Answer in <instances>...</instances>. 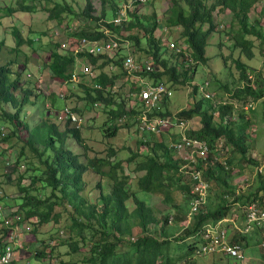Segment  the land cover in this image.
Masks as SVG:
<instances>
[{
	"label": "trees",
	"instance_id": "obj_1",
	"mask_svg": "<svg viewBox=\"0 0 264 264\" xmlns=\"http://www.w3.org/2000/svg\"><path fill=\"white\" fill-rule=\"evenodd\" d=\"M170 1L171 5L164 23L156 12L151 15H140L138 12L142 7L140 5L135 11L129 13L130 18L126 23L114 26L107 19L108 15L105 11L102 16H95L92 0H86L83 14L91 21H99V23L103 21L100 25L97 23L93 27L83 23L78 29H71L73 31L66 34L68 38L64 41L50 37L47 42H43L42 39L44 36L49 37L47 35L49 33L38 32L24 37L16 27H13L15 46L11 52L15 55L21 53L23 44L31 46L30 49L33 52L36 51L35 47L43 45L49 51L45 67L49 69L54 82L66 85V91L71 93L69 97L65 94L63 99H56L55 95L50 96L51 109L55 108L59 100L67 101L77 98L84 103V108L76 107L72 111L82 117L84 111H91L98 105V109L106 117L102 126L104 137L114 139L120 130H129L136 125L135 116L140 114L141 106L140 109H135V106L130 107L131 103L135 102H132V97L130 98L129 95L138 93L141 87L137 82L136 85L130 86L129 98L126 99L118 94L117 81L124 76L132 78L124 69L122 72H116L111 68L112 66L123 68L124 55L118 52L110 55L76 53L75 49L82 39H104L107 28L116 34L125 33L123 38L128 39L132 44V53L137 57V50L141 53L144 51L148 60L151 59L155 64L154 71L141 73L142 78H148L154 82V85L164 83L171 89H173L172 86L189 85L193 97L199 96V85L192 84L193 78L199 66L207 63L205 49L208 38L213 32H217L214 21L216 10L220 13L227 11L233 15L229 32L233 41L231 49L238 50L239 54L246 59H251L254 57L255 42L258 41L261 45L259 49L264 54L262 22L264 9L260 11V16L250 18V11L264 0ZM22 2H18L16 8L11 5L5 6L2 9L4 16L37 11L35 5ZM107 2L112 7L113 16L119 0H101L103 10ZM45 8L49 12V19L57 24H62L67 16H77V12L69 2L54 3L51 8ZM164 25L167 26L168 33L157 34ZM173 29H180L176 37L173 36ZM171 36L174 38L175 48H170ZM69 40L74 41L70 47H68L70 43H67ZM179 43L184 45L183 49L189 53V57L182 52H176V48L182 46ZM2 46L3 43L0 42V47ZM220 55L227 65L229 59L227 56L232 54ZM80 61L90 64L93 77L85 75L82 71H76ZM233 62L236 64L241 86L230 90L228 84L223 85V90L232 91L230 102H219L215 105L212 100L199 96L191 107L174 115L168 110L169 101L165 100L160 105L161 111L151 117L175 116L185 121L199 118L200 127L195 131H188L186 135L204 140L209 146L206 158L203 160L195 155L193 164L195 171L200 172L203 181L209 186L206 204L198 209L184 228L179 224L187 218L189 203L195 198L191 194L193 182L185 174V170L182 171L188 163L187 160L181 158L178 152L170 147L169 131L160 137L153 135L149 141L138 140L137 151L126 160L127 164L136 163L135 170L131 173L128 166H125L117 157L118 151L114 147L109 148L106 156L89 155L88 146L83 138V124L80 128L71 120H65L60 124L54 116L55 110L47 112L42 109L39 123L30 127L28 122L23 120V111L28 107L38 108L42 97L37 84L21 79V75L23 76L27 70H21L19 68L21 63L16 59L0 64V145L8 143L10 139L19 136V133L25 132V146L39 158V167L34 169L36 174L28 186L21 185L24 175L17 177L15 184L22 194L21 201L16 211L10 210L12 206H9L7 208L9 212L4 216L19 213L17 224L28 225V228L23 231L25 236H29L28 233L31 230L29 222L34 223L33 225L51 222L59 224L64 216L67 222L64 228L70 232V235L63 244L68 245L71 254H76L80 250L79 243L87 247L88 254L81 260L82 264H179L185 257L177 259L171 257L172 238L186 242L187 238L193 237L191 242L186 243L187 252L189 255L191 253L193 256H198L197 244L202 242L201 230L204 224L228 217L238 203L246 207L255 203L264 210V176L257 174L256 188L250 189L247 193H240L239 186L235 184L236 177L240 175L235 174L236 167H239L241 172L243 162L251 166L258 165L255 159L248 156L251 148L250 111L243 109V112L241 108L264 101V75L259 69L249 67L242 62L240 57L233 58ZM13 65H15L14 68ZM76 88L82 90V96L76 94ZM217 94L223 98V93L217 92ZM235 103L240 107L237 119H234L237 112ZM261 105L264 108V102ZM262 116L264 117V110ZM68 138L74 139L81 148L87 150L84 154L85 159L66 147ZM220 140L225 142L222 149L224 147L227 149V155L231 152L227 162L225 160L226 165L219 156L217 157ZM39 146L43 148L41 151L38 149ZM20 150L14 162L2 155L0 164L12 163L10 170L17 169L20 160L25 157L24 147ZM236 160L239 162L237 166L234 165ZM0 174H3L2 170ZM91 175L98 177L94 185L89 180ZM37 182L41 183V189L49 188L50 194L33 193V190L37 188ZM90 185L93 186L90 187ZM137 191L154 195L166 205H171L169 213L160 219L148 200L141 198ZM92 193L95 195L93 196ZM179 196H182V202H179ZM3 197L0 196V199ZM130 199L134 201L135 208L129 209ZM170 214L175 219V225L170 224ZM0 219L3 223V218ZM34 220L36 221L33 222ZM242 220L241 228L245 226L246 217ZM181 228L183 232L175 236L173 229ZM9 230L2 226V236ZM34 239L38 241L40 238L35 236ZM230 239L232 244L239 243L243 249L250 244L264 247V226L255 227L247 234H242L236 228ZM1 250L2 239L0 238V252ZM54 252L55 249L47 244L41 246L34 257L43 261L50 260L48 257L53 256ZM59 264L66 263L61 261Z\"/></svg>",
	"mask_w": 264,
	"mask_h": 264
},
{
	"label": "rangeland",
	"instance_id": "obj_2",
	"mask_svg": "<svg viewBox=\"0 0 264 264\" xmlns=\"http://www.w3.org/2000/svg\"><path fill=\"white\" fill-rule=\"evenodd\" d=\"M123 0H119L118 4ZM22 2L21 0H11L7 1V3H2L0 1V42L3 43V46L0 47V64L6 63L8 60L16 59L17 62L21 63L19 68L21 70L25 69L24 75H21V79L24 81H30L32 83L37 84V88L41 94L38 108H26L23 111L24 118L23 120L28 122L30 127H34L40 121V111L44 109L47 112H59L63 106L74 108H84V103L80 102L77 98H72L67 101L59 100L58 104L51 109V100L50 96L55 95L56 99H59V95H65L66 97L71 96L69 91H66V85H61L60 83L54 82L52 76L49 73V69L45 67V61L49 58V51L45 49V47H35L36 51L33 52L27 44H23L21 46L22 52L18 55H15L11 52V49L15 46V39L13 37L12 28L16 27L24 37L32 35L38 32L49 33V37L44 36L43 42H47L50 40V37L54 40H62L68 38V32L78 29L81 24H88L94 27L95 24L99 23V21H91L84 14L83 10L86 6V0H26L22 3L27 5H35L37 7V11L34 13H16L10 16H4V12L2 9L11 5L13 7H17V3ZM69 2L73 5L75 11L77 12V16H67L62 24H57L55 21H51L49 19V12L47 8H51L54 3H64ZM95 11L93 14L95 16H102L103 11L108 15V20L111 21L112 18V7L109 2L105 4L104 10L102 9L101 0H92ZM171 5L170 0H148L147 3L141 5L138 12L140 15H151L153 12L158 14L159 19L162 23L165 22L166 15L168 13V9ZM140 6V5H139ZM138 6V7H139ZM137 7V8H138ZM264 9V5L259 3L253 10L250 11V18L254 19L261 15V10ZM233 15L230 12L220 13L217 10L214 12V21L216 23L217 32H213L207 42V46L205 49V56L208 58L206 64H202L199 66L195 76L193 78L192 84L200 85L203 82H209V86L205 89V92L212 94L213 104H218L219 102L228 103L230 102V93L232 91L223 90V85L228 84L230 90H235L241 84L238 81V70L236 64L233 62V58L240 57L241 61L246 63L249 67L257 68L264 75V54L261 49L260 42H255V47L253 48L254 57L251 59H246L244 56L239 54V51H234L231 49V45L233 43L231 39V35L229 34L231 30V22ZM103 22V21H101ZM99 23V25L101 24ZM262 22H264V17L262 18ZM166 25L161 27V30L157 31V34L168 33L166 30ZM180 29H173V36L176 37L177 33ZM170 32V29H169ZM67 34V35H66ZM54 35V36H53ZM170 37L171 42L174 38ZM145 41V40H144ZM74 42L69 40L67 43H70L68 47L71 46V43ZM179 42V41H178ZM182 45L181 43H179ZM233 51V52H232ZM122 55L124 51L121 52ZM226 54L232 56L228 59V64L225 65L224 59L220 54ZM137 59L141 61H147V54L143 51L141 53L137 50ZM25 63V64H23ZM87 65V62L84 61L82 63L78 62L76 66V71H81L82 67ZM15 65H13L14 68ZM16 68V67H15ZM112 70L114 71H123L122 67L112 66ZM88 79V78H87ZM147 82H151L148 78ZM134 82V83H132ZM136 85L135 78H126L122 77L116 83L117 93L120 94L123 98H128L130 94V86ZM170 85V84H169ZM174 91V96L168 102V110L172 114H177L179 111L191 107L193 103L199 99V96L193 97L191 94V86H172ZM75 92L78 96H82V90L79 88L75 89ZM218 93H223V98H220ZM45 97V98H43ZM225 101V102H224ZM263 100L257 103H253V109H249V115L252 118V124L249 127V135H250V151L248 156L255 159L258 165L251 166L247 163L242 164L243 170L240 172L239 167H236L235 174H240L235 179V184L239 186L240 193H247L250 189L256 188V178L257 174L264 176V117L262 116V112L264 110L261 105ZM237 104V103H235ZM245 108V107H244ZM244 108H241L243 111ZM236 113L234 119H237L238 114L240 112L239 104L236 106ZM244 112V111H243ZM55 115V114H54ZM82 117L84 118V124L82 126L83 138L85 144L88 146V154L94 156L96 154H101L106 156L109 152L110 147H114L118 151L117 157L122 160L125 166H128L129 172H134L136 163H128L126 160L128 157L132 155V153L136 152L138 149V140L140 139V134L137 132V126H132L129 130L122 129L118 132V136L114 139H107L104 137L102 132V126L105 122V115L103 112L98 109H92L91 111H84ZM62 122H60L61 124ZM193 125L195 129L200 127V119L194 118ZM25 132L19 133V136L10 139L8 143H4L0 145V157L4 155L7 157L6 159L14 160L17 159L18 154L20 153L21 147H24V154L20 160V164L17 166V169L14 171L10 170L12 166L2 165L0 164V170H2L3 174H0V196H4L0 199V215L1 212L7 213L9 210V206H12V209L15 210L18 208V203L21 201V193L15 184V181L18 176L24 175V178L21 181V185L28 186L31 182L32 177L36 174L34 169L39 167V158L30 151L28 147L25 146ZM66 147L69 148L72 152H76L82 156V159H85L84 154L87 153V150L81 148L74 139L68 138L66 143ZM39 151L43 148L41 146L38 147ZM3 151L5 153H3ZM218 156L220 159L226 160L230 157L227 149L224 147H217ZM12 163H10L11 165ZM239 164L238 160L234 163L235 166ZM135 178V174H134ZM91 184H95L97 182L98 177L91 175L90 179ZM93 185H90L92 187ZM36 189L33 190V193H39L41 195H49L50 189L44 188L41 189V183H36ZM137 189H135L136 191ZM254 190H252L253 192ZM137 194L144 198L146 201L148 200L149 204L155 209L157 216L162 219L164 215L169 213V209L171 205H166L160 198L145 194L141 191H137ZM94 196L95 193H92ZM179 202H182V196H179ZM129 209L135 208V203L131 199L128 201ZM4 215V214H2ZM1 215V217H2ZM231 215L233 217L242 218L246 217V206L241 205L240 203L236 204L232 211ZM0 217V218H1ZM35 219V218H34ZM172 215L170 214L169 221L172 220ZM2 220V219H0ZM65 217H62V222L57 224L54 222L48 224L38 225L37 223H28L31 227L29 236L24 238V234L20 232V228L15 231V233L21 238L23 247H17L16 251L14 250L12 262L15 264H44L45 262H50L51 264H59L61 261H64L66 264H82L81 260L85 258L88 254L87 247L82 243H79V251L76 254H71L70 249L67 244H63L66 240H68L70 232L64 228V225L67 223L65 221ZM34 220L33 222H35ZM3 223L0 222V238L2 239V229ZM35 226V227H34ZM155 229V228H154ZM158 229V227L156 228ZM36 237L40 238L38 240L39 245H35ZM174 238H172V249L174 247V253L178 254V256H182L184 252L187 250V244L177 243ZM31 241V242H29ZM42 241V243H41ZM21 243V241H20ZM49 244L50 247L55 249L54 255L49 256L50 260H38L34 257V254L37 250L41 249V246ZM173 244V245H172ZM36 246V247H35ZM199 247V244H197ZM258 253L261 256L260 260H255L254 264H264V247H259ZM248 254V247L246 249ZM48 253H50V249H48ZM248 256V255H247ZM199 261H206L207 257L196 256ZM203 257V258H199ZM17 258L18 261H15ZM178 258V257H175ZM215 262H218L217 260ZM179 264H186L184 260L180 261ZM199 264V263H197ZM212 264V263H211ZM220 264H234L231 260H223ZM245 264H252L251 261H247Z\"/></svg>",
	"mask_w": 264,
	"mask_h": 264
},
{
	"label": "built area",
	"instance_id": "obj_3",
	"mask_svg": "<svg viewBox=\"0 0 264 264\" xmlns=\"http://www.w3.org/2000/svg\"><path fill=\"white\" fill-rule=\"evenodd\" d=\"M5 3L10 0H0ZM148 0H124L117 6L116 12L111 19L114 26H121L126 23L130 18V12L134 11L139 5L147 3ZM264 5V1L261 2ZM264 25V22H263ZM106 38L101 40H87L82 39V42L78 44L75 51L88 52L89 54H113L115 52L121 53L124 51L122 66L123 69L132 78H135L137 84L141 87V90L136 94L129 95L132 102L130 107L140 109V114L135 116L137 132L140 134V140L149 141L150 138L155 135L160 137L163 133L170 132V147L178 152V155L187 160V164L182 168L185 170V174L189 176V179L193 182V188L191 194L195 196L189 203V210L187 213L188 221L198 211V209L206 204L209 186L203 181L199 171H195L193 164L195 163L194 156L198 155L203 160L206 158L209 152V146L204 140L191 138L186 135L190 130L195 131L193 121L179 120L175 116L168 118H151L153 114H158L161 111L160 105L167 100L170 101L174 96V91L164 83L154 85V82H147L142 78L141 73L144 71L152 72L155 70V64L150 59L147 61H141L132 53V44L128 39L123 37L125 33L116 34L111 32L108 28L105 29ZM184 45L176 48V52H182L185 56L189 57V53L183 49ZM170 48H175L174 42L170 43ZM85 75L93 77V71L89 63L84 65L81 70ZM209 86V82L205 81L199 85L198 92L200 97L208 100H213V95L205 92V89ZM128 96V98H129ZM60 99L64 98V95H59ZM99 106L97 105L96 108ZM129 108V107H128ZM246 111L253 109L252 105H248L244 108ZM55 118L58 122L65 120H71L78 128L84 124V118L75 114L70 107H63L59 112H55ZM176 136V139H174ZM224 140L219 141V147H222ZM218 157V154H217ZM215 157V159H217ZM223 160V159H220ZM223 163L226 165L225 160ZM7 166H10L8 163ZM3 226L10 230L2 238V250L0 252V264H10L12 261L14 250L17 247H23L21 238L15 233L20 230L22 235L24 230L28 228L27 224L18 225L19 213L5 217L3 216ZM223 220L216 221L214 223L209 222L203 225L202 242L199 243V254L201 256H223L231 259L243 261L244 249L241 244H232L231 233L226 225L223 224ZM264 226V210H261L255 203H251L246 207V221L245 226L238 228L242 234H247L255 227ZM21 241V243H20ZM264 245V244H263Z\"/></svg>",
	"mask_w": 264,
	"mask_h": 264
},
{
	"label": "crops",
	"instance_id": "obj_4",
	"mask_svg": "<svg viewBox=\"0 0 264 264\" xmlns=\"http://www.w3.org/2000/svg\"><path fill=\"white\" fill-rule=\"evenodd\" d=\"M112 19V18H111ZM2 214H7V213H4V212H1ZM173 218V217H172ZM189 221L188 219L186 218L184 221L180 222V226H182L183 228L186 227L188 225ZM241 223H243V220H240L239 218H236V217H233L231 214L224 218V222L223 224L226 225L228 228H229V231L231 233V236H233L234 232H235V229L236 228H241ZM170 224L171 225H175V219L173 218L171 221H170ZM173 229L175 230V236L181 234L183 231L182 229ZM24 237H27L24 236ZM192 238L193 237H189L186 239V242H183L182 240L180 241H177V240H173V241H176L177 243H182L181 246H183L184 244H186L187 242H191L192 241ZM31 242V241H29ZM39 245L38 241H36L35 245ZM173 245V244H172ZM36 247V246H35ZM248 247V254L246 252V249ZM259 245H253V244H250L246 247H244V260L243 261H239V260H235V259H231V258H227V257H220V256H208L207 257V260L206 261H199L197 260L198 257L196 256H193V254L190 255L188 254L187 250L186 252H184V254L182 256H178V254L174 253V247L172 249V246H171V249H170V255L171 257L175 258V257H185L184 261L188 264V262H190L189 264H220V262H222L223 260H231L232 262H234V264H245L247 261H251L252 264H254L255 260H260L261 259V256L260 254L258 253V249H259ZM248 255V256H247ZM204 257V256H203ZM203 257H199V258H203ZM177 259V258H175ZM187 260V261H186ZM189 260V261H188ZM218 261V262H215V261ZM15 261H18L17 258H15ZM12 264H15V262H12Z\"/></svg>",
	"mask_w": 264,
	"mask_h": 264
},
{
	"label": "clouds",
	"instance_id": "obj_5",
	"mask_svg": "<svg viewBox=\"0 0 264 264\" xmlns=\"http://www.w3.org/2000/svg\"><path fill=\"white\" fill-rule=\"evenodd\" d=\"M123 1H124V0H123ZM2 3H3V2H2ZM136 9H137V8H136ZM136 9H135V10H136ZM135 10H134V11H135ZM113 16H114V15H113ZM113 16H112V17H113ZM110 22H111V21H110ZM54 114H55V112H54ZM192 121H193V120H192ZM1 215H2V214H1ZM3 216H4V215H2V217H3ZM7 216H8V215H7ZM3 237H4V235H3ZM227 258H228V257H227Z\"/></svg>",
	"mask_w": 264,
	"mask_h": 264
}]
</instances>
